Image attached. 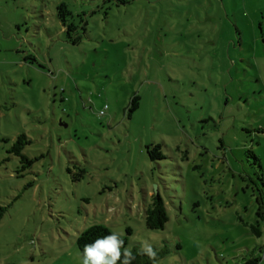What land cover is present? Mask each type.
<instances>
[{
	"label": "rangeland",
	"instance_id": "rangeland-1",
	"mask_svg": "<svg viewBox=\"0 0 264 264\" xmlns=\"http://www.w3.org/2000/svg\"><path fill=\"white\" fill-rule=\"evenodd\" d=\"M0 204V264H83L93 224L150 264H264V0H0Z\"/></svg>",
	"mask_w": 264,
	"mask_h": 264
},
{
	"label": "trees",
	"instance_id": "trees-1",
	"mask_svg": "<svg viewBox=\"0 0 264 264\" xmlns=\"http://www.w3.org/2000/svg\"><path fill=\"white\" fill-rule=\"evenodd\" d=\"M58 9H60L58 15L61 18V22L64 27L67 40L73 43L77 42L80 37L78 35H75L76 33H74L75 25H73V23L71 22H67L66 18L64 17L65 14H69V11L66 9V5L62 3L59 5ZM137 107L138 96L134 95L130 100L128 110L129 112H132ZM26 142L27 141L25 134L18 135L12 143L10 152H13L15 155H17L21 161H26L27 163H29L30 161L22 153V149ZM146 150L151 160L163 158V154L160 152L159 144H148L146 146ZM151 196L152 201L145 209V224L150 229L163 228L166 221L168 220L163 200L158 193L152 194ZM5 209L6 207L0 204V219ZM114 233L115 232H113L108 226L104 224H93L86 227L76 237V246L78 248L79 253L83 256V250L86 244L95 243V240H97L98 238L103 239L105 236H110ZM117 235L118 238L123 241V244L120 248L121 258L117 261V264H125L126 259L128 260V264H150L153 261L155 256L149 253L138 251H126V238L119 234ZM125 252L130 253V257L126 258ZM258 261L259 259L257 258H251L246 260L242 264H257Z\"/></svg>",
	"mask_w": 264,
	"mask_h": 264
},
{
	"label": "clouds",
	"instance_id": "clouds-1",
	"mask_svg": "<svg viewBox=\"0 0 264 264\" xmlns=\"http://www.w3.org/2000/svg\"><path fill=\"white\" fill-rule=\"evenodd\" d=\"M122 244L123 241L115 233L103 239L98 238L95 243L86 244L83 250V264H117L121 258ZM125 257H130V253L125 252ZM125 264H128L127 259Z\"/></svg>",
	"mask_w": 264,
	"mask_h": 264
},
{
	"label": "built area",
	"instance_id": "built-area-1",
	"mask_svg": "<svg viewBox=\"0 0 264 264\" xmlns=\"http://www.w3.org/2000/svg\"><path fill=\"white\" fill-rule=\"evenodd\" d=\"M103 112H104L103 109H101V110L99 111L100 114H103Z\"/></svg>",
	"mask_w": 264,
	"mask_h": 264
}]
</instances>
